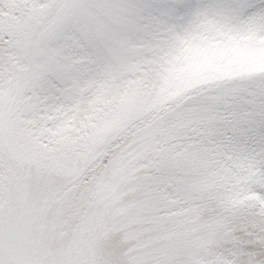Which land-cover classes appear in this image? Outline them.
Returning <instances> with one entry per match:
<instances>
[{"label":"snow or ice","instance_id":"obj_1","mask_svg":"<svg viewBox=\"0 0 264 264\" xmlns=\"http://www.w3.org/2000/svg\"><path fill=\"white\" fill-rule=\"evenodd\" d=\"M0 264H264V0H0Z\"/></svg>","mask_w":264,"mask_h":264}]
</instances>
